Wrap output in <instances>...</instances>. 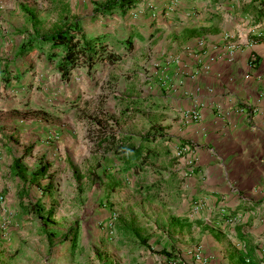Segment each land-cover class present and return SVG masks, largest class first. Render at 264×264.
Instances as JSON below:
<instances>
[{
	"label": "crops",
	"instance_id": "crops-1",
	"mask_svg": "<svg viewBox=\"0 0 264 264\" xmlns=\"http://www.w3.org/2000/svg\"><path fill=\"white\" fill-rule=\"evenodd\" d=\"M119 14L122 38H111L112 27L81 28L104 35L115 54L109 41L123 47L130 38L129 52L172 54L178 62L167 64L168 81L156 99L129 97L162 114L153 124L162 133L154 143L162 161L154 177L143 178L148 160L124 170L132 178L108 185L125 186L121 193L130 200L108 238L104 264H202L196 251L205 264H264V0H139ZM204 63L206 70L190 75ZM194 106L200 118L184 119L182 112ZM181 145L188 150L176 157ZM114 169H122L119 162ZM135 212L144 215L140 224L132 220ZM78 237L72 229L62 242L73 248Z\"/></svg>",
	"mask_w": 264,
	"mask_h": 264
},
{
	"label": "rangeland",
	"instance_id": "rangeland-1",
	"mask_svg": "<svg viewBox=\"0 0 264 264\" xmlns=\"http://www.w3.org/2000/svg\"><path fill=\"white\" fill-rule=\"evenodd\" d=\"M92 1L103 0H0V264L106 263L103 259L111 254L108 238L114 235L117 219H124L130 200L121 193L125 186L108 185L134 174L114 169L116 156L107 146L97 147L95 140L102 129L153 134V124L163 119L152 108L131 104L129 97L148 94L156 99V89L168 81L167 64H176V56L144 57L113 43L125 33L116 23L120 14L93 16ZM23 7L34 13V20ZM148 8L154 13L152 4ZM72 21L87 32L112 27L109 42L120 60L112 66L98 64L90 73L74 68L62 80L44 58L46 48L18 55L27 34ZM21 155L26 177L39 161L50 164L49 176L38 184L19 179L10 164ZM161 161L152 157L143 178L154 177ZM33 202L44 209L40 217L21 210ZM134 217L135 224L144 219L138 212ZM70 228L79 229L73 248L62 242Z\"/></svg>",
	"mask_w": 264,
	"mask_h": 264
},
{
	"label": "trees",
	"instance_id": "trees-1",
	"mask_svg": "<svg viewBox=\"0 0 264 264\" xmlns=\"http://www.w3.org/2000/svg\"><path fill=\"white\" fill-rule=\"evenodd\" d=\"M138 1H92L91 13L93 16L107 15L115 11L124 13ZM22 10L30 20H34V13L31 10L24 7ZM122 43L126 50L130 49V38H126ZM44 48H46L43 53L44 58L53 64L54 70L62 80H67L74 68L84 67L85 71L90 73L99 63L114 64L120 58V55L107 48L104 35L86 34L77 21L67 22L48 32L27 34L20 42L17 53L18 55H25L34 49L42 50ZM161 137L162 133L158 130L153 134L134 135L108 133L102 129L97 135L95 145L97 147H109L120 163L122 170H126L135 168L138 164L156 157L154 143ZM29 149H24V153H27ZM22 156L14 157L10 164V168L15 171L19 179L27 180V183L38 184L42 178L49 176L47 171L50 164L39 161L26 177L20 164ZM49 186L50 184L47 182L44 192L48 191ZM21 210L40 217L44 209L38 202H33L22 205ZM46 215L50 216L51 211L46 210ZM71 230V228L67 229L66 235H69Z\"/></svg>",
	"mask_w": 264,
	"mask_h": 264
},
{
	"label": "built area",
	"instance_id": "built-area-1",
	"mask_svg": "<svg viewBox=\"0 0 264 264\" xmlns=\"http://www.w3.org/2000/svg\"><path fill=\"white\" fill-rule=\"evenodd\" d=\"M203 45H204L203 41L200 40V41L197 42L198 49H202L203 48ZM234 47H235L234 44L233 45L232 44H229L227 46V52H228L229 55L232 54ZM212 59H213V56H209L208 57V60H212ZM252 60H254V56H251V61ZM173 61L174 62H176V61L178 62V59L176 57H174L173 58ZM207 68H208V64H205V63L204 64H201L198 67L193 68L192 71H190V75L192 76V75L196 74L200 69L206 70ZM182 117L184 119H186V120L196 121V120H198L200 118V114H199V112L197 110V107L194 106L191 109L184 110L182 112ZM187 150H188L187 146L181 145V146H179V147L176 148V150H175V156L176 157H181L182 154H183V152L184 151H187ZM187 165H189L192 168L193 161L188 160L187 161ZM189 172H191V171H189ZM200 206H201V203L194 204L193 205V210L198 209ZM194 257L196 259L200 260V262L202 264H205L206 263L205 259L203 257H201L199 251H196ZM165 263L166 264H179L178 261L173 260V259H165Z\"/></svg>",
	"mask_w": 264,
	"mask_h": 264
}]
</instances>
